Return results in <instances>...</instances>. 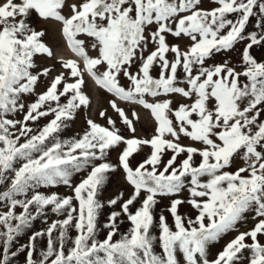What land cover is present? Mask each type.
Wrapping results in <instances>:
<instances>
[{
	"label": "snow or ice",
	"instance_id": "obj_1",
	"mask_svg": "<svg viewBox=\"0 0 264 264\" xmlns=\"http://www.w3.org/2000/svg\"><path fill=\"white\" fill-rule=\"evenodd\" d=\"M49 30L77 57L59 70L40 62L56 60ZM256 50L264 0H0V264H264ZM86 76L116 118L62 137L91 106ZM56 186L71 195L41 191Z\"/></svg>",
	"mask_w": 264,
	"mask_h": 264
},
{
	"label": "rangeland",
	"instance_id": "obj_2",
	"mask_svg": "<svg viewBox=\"0 0 264 264\" xmlns=\"http://www.w3.org/2000/svg\"><path fill=\"white\" fill-rule=\"evenodd\" d=\"M249 30H251V25L249 26ZM46 40L48 41V43L50 45L53 46V50L56 53V60H42L40 61L41 63L45 64V65H52L54 64L56 69L59 70L60 69V60H67V59H77V57L74 55V53H72V51L70 50V48L66 45V42L63 40V38L59 35L58 32L49 30V34L46 37ZM254 55L257 57L258 60H264V50H256L254 51ZM234 60L238 59L237 57L233 56L232 57ZM221 61V57H217L216 58V62H220ZM56 74V73H54ZM86 80H87V87L85 89V91L87 92V94L90 96L91 98V106L88 109H81V111L78 113L76 119L74 121H72L70 123V126L68 129H66L65 131H63L61 133L62 137H71L73 135L76 134H82L83 131L86 129L87 125H86V119L91 118L93 120H95L96 122L100 123L101 125H106V121L104 119L99 118L98 113L99 111L103 110L104 108H108V104L107 101L111 98L109 96V94L105 93L102 89H100L98 86H96L91 80L90 78H88L86 76ZM138 114H139V123L136 125L137 127V134L140 136H145L147 137L153 128V121L152 118L150 116V114L140 108L136 109ZM108 114L112 115L113 118L115 119V114L112 112V110L110 108H108ZM50 119V117H49ZM45 123H47L46 119H41L39 124L42 126ZM118 126H119V121H117ZM187 142V141H185ZM116 159V154L112 153V160L115 162ZM139 159V157L137 158ZM135 163V161L133 162ZM239 161L237 162L236 166H239ZM231 170H235V167ZM85 173H81L78 174L76 176H74L73 178V183H78L83 177H84ZM118 187H121V179L120 176L117 175L116 178L113 181V185L111 187H109L107 189V191L105 192V196H111L114 195L116 193V190ZM130 191V189H128ZM41 191H44L46 193H50V192H57L60 195H71V191L66 188L65 186H56L54 188H48V189H41ZM188 193L185 191L182 194V198H187L188 197ZM168 201L164 200L161 205L158 206L157 211H159L160 208H163L165 205H167ZM17 212L20 211V209L16 210ZM181 212L182 213H186L189 216L194 217L196 215L195 211L192 210L190 208V206L188 205H183L181 207ZM167 215V213H165ZM54 217H50V219H52ZM255 220L252 219L251 214H248V218L241 222V224L238 226V231H247L249 229H251L254 224H255ZM169 223H172L171 217L169 216ZM46 227V225H43L39 220L35 222L34 224V229L35 230H39L40 228ZM128 225L127 223H125V225H123L121 227V231H125L127 229ZM238 232H232L228 235H226L221 241H219L215 248L212 250V253L209 255V259H214L215 258V253L218 252L219 250H222L223 246L232 238L235 237V235H237ZM74 235V233H73ZM100 238L103 239L104 238V234L101 233L100 234ZM118 238V237H117ZM27 240V237H24V241ZM22 241V242H24ZM22 259V257H21Z\"/></svg>",
	"mask_w": 264,
	"mask_h": 264
}]
</instances>
